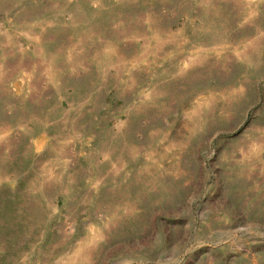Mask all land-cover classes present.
<instances>
[{"label": "rangeland", "instance_id": "obj_1", "mask_svg": "<svg viewBox=\"0 0 264 264\" xmlns=\"http://www.w3.org/2000/svg\"><path fill=\"white\" fill-rule=\"evenodd\" d=\"M0 264H264V0H0Z\"/></svg>", "mask_w": 264, "mask_h": 264}, {"label": "bare ground", "instance_id": "obj_2", "mask_svg": "<svg viewBox=\"0 0 264 264\" xmlns=\"http://www.w3.org/2000/svg\"><path fill=\"white\" fill-rule=\"evenodd\" d=\"M123 6L125 7L126 5L123 4L122 7H123Z\"/></svg>", "mask_w": 264, "mask_h": 264}]
</instances>
